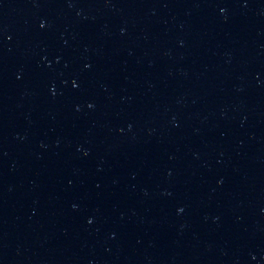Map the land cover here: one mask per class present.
Returning a JSON list of instances; mask_svg holds the SVG:
<instances>
[{
    "label": "water",
    "instance_id": "95a60500",
    "mask_svg": "<svg viewBox=\"0 0 264 264\" xmlns=\"http://www.w3.org/2000/svg\"><path fill=\"white\" fill-rule=\"evenodd\" d=\"M0 264H264V0H0Z\"/></svg>",
    "mask_w": 264,
    "mask_h": 264
}]
</instances>
